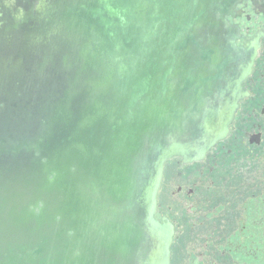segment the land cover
<instances>
[{
  "label": "water",
  "instance_id": "water-1",
  "mask_svg": "<svg viewBox=\"0 0 264 264\" xmlns=\"http://www.w3.org/2000/svg\"><path fill=\"white\" fill-rule=\"evenodd\" d=\"M243 0H0V264H169L164 163L227 133Z\"/></svg>",
  "mask_w": 264,
  "mask_h": 264
},
{
  "label": "flooded vegetation",
  "instance_id": "flooded-vegetation-1",
  "mask_svg": "<svg viewBox=\"0 0 264 264\" xmlns=\"http://www.w3.org/2000/svg\"><path fill=\"white\" fill-rule=\"evenodd\" d=\"M225 19L249 72L226 137L201 160L164 163L154 218L172 229L169 264H264V0Z\"/></svg>",
  "mask_w": 264,
  "mask_h": 264
}]
</instances>
